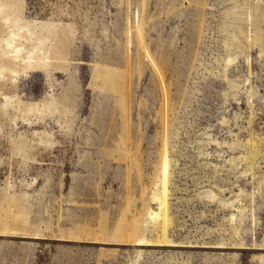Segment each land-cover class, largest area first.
<instances>
[{
	"label": "rangeland",
	"instance_id": "374dc122",
	"mask_svg": "<svg viewBox=\"0 0 264 264\" xmlns=\"http://www.w3.org/2000/svg\"><path fill=\"white\" fill-rule=\"evenodd\" d=\"M0 264H264V0H0Z\"/></svg>",
	"mask_w": 264,
	"mask_h": 264
},
{
	"label": "bare ground",
	"instance_id": "6f19581e",
	"mask_svg": "<svg viewBox=\"0 0 264 264\" xmlns=\"http://www.w3.org/2000/svg\"><path fill=\"white\" fill-rule=\"evenodd\" d=\"M110 89V88H109ZM117 98V97H116ZM221 205V204H220Z\"/></svg>",
	"mask_w": 264,
	"mask_h": 264
}]
</instances>
